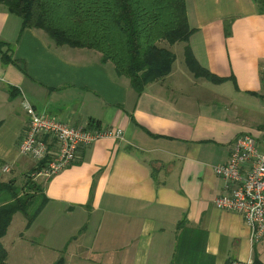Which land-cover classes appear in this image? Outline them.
I'll use <instances>...</instances> for the list:
<instances>
[{
	"label": "crops",
	"instance_id": "1",
	"mask_svg": "<svg viewBox=\"0 0 264 264\" xmlns=\"http://www.w3.org/2000/svg\"><path fill=\"white\" fill-rule=\"evenodd\" d=\"M186 6L193 54L223 81L195 76L186 43L189 70L178 66L175 43L172 72L137 92L100 52L57 47L0 4V41L14 60L4 64L0 51V181L23 184L36 166L18 146L25 104L124 131L33 179L49 201L29 227L14 215L1 238L7 264H264V237L253 243L243 215L215 205L225 180L214 169L238 135L264 131V0Z\"/></svg>",
	"mask_w": 264,
	"mask_h": 264
},
{
	"label": "trees",
	"instance_id": "2",
	"mask_svg": "<svg viewBox=\"0 0 264 264\" xmlns=\"http://www.w3.org/2000/svg\"><path fill=\"white\" fill-rule=\"evenodd\" d=\"M0 4L21 17L23 28L41 30L57 47L100 52L101 61L128 77L137 92L172 72L176 54L169 46L177 42L186 43L185 61L195 76L223 81L193 54L189 40L195 29L189 24L186 0H0ZM7 46L9 50L4 49ZM11 48L0 41L4 64L14 62ZM90 124L101 126L96 121ZM30 176L24 184L0 181V264H7L8 250L1 238L14 215L22 213L29 227L49 201L43 186ZM55 264H65V258Z\"/></svg>",
	"mask_w": 264,
	"mask_h": 264
},
{
	"label": "built area",
	"instance_id": "3",
	"mask_svg": "<svg viewBox=\"0 0 264 264\" xmlns=\"http://www.w3.org/2000/svg\"><path fill=\"white\" fill-rule=\"evenodd\" d=\"M26 128L19 138V151L36 162L33 179H49L81 159L82 151L101 138L124 137L113 126L72 125L65 119L40 113L25 104ZM5 164L3 170L10 171ZM225 180V190L215 199L219 209L243 215L253 243L264 237V131L260 136L243 133L233 142L227 162L214 167Z\"/></svg>",
	"mask_w": 264,
	"mask_h": 264
},
{
	"label": "rangeland",
	"instance_id": "4",
	"mask_svg": "<svg viewBox=\"0 0 264 264\" xmlns=\"http://www.w3.org/2000/svg\"><path fill=\"white\" fill-rule=\"evenodd\" d=\"M184 46H185V42H178V43H176L174 49L176 51V54H178V57H179L178 66H181V65L182 66H185V68L187 70H189L188 67L186 66L185 62H184V55H183V48H184ZM26 178H29V175H26V176L20 178V180H23V184L25 183ZM30 178L33 179V177H31V176H30Z\"/></svg>",
	"mask_w": 264,
	"mask_h": 264
}]
</instances>
